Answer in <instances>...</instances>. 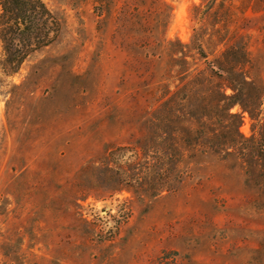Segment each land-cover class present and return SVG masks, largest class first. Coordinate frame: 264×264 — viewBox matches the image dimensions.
Returning a JSON list of instances; mask_svg holds the SVG:
<instances>
[{"label":"rangeland","instance_id":"1","mask_svg":"<svg viewBox=\"0 0 264 264\" xmlns=\"http://www.w3.org/2000/svg\"><path fill=\"white\" fill-rule=\"evenodd\" d=\"M43 1L55 40L0 71V264H264L262 177L199 136L201 95L242 74L230 111L252 133L264 0ZM151 130L174 189L112 186L110 153L137 172Z\"/></svg>","mask_w":264,"mask_h":264},{"label":"trees","instance_id":"2","mask_svg":"<svg viewBox=\"0 0 264 264\" xmlns=\"http://www.w3.org/2000/svg\"><path fill=\"white\" fill-rule=\"evenodd\" d=\"M58 31L59 21L43 0H0L1 73L12 75L17 72L26 57L53 42ZM245 83L246 77L242 74L238 81L232 79L223 85L220 84L208 97L201 95L199 100L201 151L233 155L241 161L246 175L259 174L262 177L258 186L264 193V112L261 107L264 91L258 93L257 113L254 115L249 111L252 120L251 135L245 136L239 131L243 122L242 113L230 111L234 105H241V97L246 96L242 89ZM224 87H229L231 93L226 94ZM159 118L153 116L151 120L156 123L161 121ZM210 122L223 129L224 141L213 140L212 135L215 131L211 130ZM150 136L148 143L151 147L148 150L151 153H148L150 158L139 155L136 150L133 152L136 160L134 163H138L137 172L129 173L123 163H118L124 156L120 149H114L110 153L114 166L110 170L112 175L107 176V179L114 184L112 186L115 184L119 186L124 182L131 186L133 191L149 192L150 196L174 189L179 180L175 173L177 159L174 161L167 159L155 131L151 130ZM124 160L129 161L128 158ZM115 190L117 187H112V191Z\"/></svg>","mask_w":264,"mask_h":264}]
</instances>
